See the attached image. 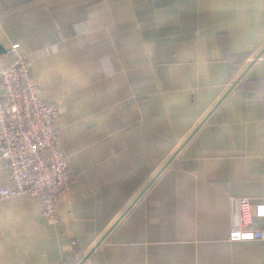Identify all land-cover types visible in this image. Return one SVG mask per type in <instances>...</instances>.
Returning <instances> with one entry per match:
<instances>
[{
    "label": "crops",
    "instance_id": "obj_1",
    "mask_svg": "<svg viewBox=\"0 0 264 264\" xmlns=\"http://www.w3.org/2000/svg\"><path fill=\"white\" fill-rule=\"evenodd\" d=\"M14 44L73 177L57 225L0 198V264H264L230 239V198L264 204V0H0V68Z\"/></svg>",
    "mask_w": 264,
    "mask_h": 264
},
{
    "label": "built area",
    "instance_id": "obj_2",
    "mask_svg": "<svg viewBox=\"0 0 264 264\" xmlns=\"http://www.w3.org/2000/svg\"><path fill=\"white\" fill-rule=\"evenodd\" d=\"M18 47L12 46L13 58L0 68V153L12 180L0 188V198L38 197L44 218L57 225L59 196L63 188L70 187L73 177L64 136L56 127L60 109L42 98L31 77L28 58ZM257 216H264L263 203L231 197L230 239H264V229L254 224ZM71 247L73 257L62 264H93L92 252L75 240Z\"/></svg>",
    "mask_w": 264,
    "mask_h": 264
}]
</instances>
